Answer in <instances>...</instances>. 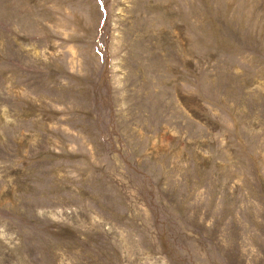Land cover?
<instances>
[{
    "label": "rangeland",
    "instance_id": "obj_1",
    "mask_svg": "<svg viewBox=\"0 0 264 264\" xmlns=\"http://www.w3.org/2000/svg\"><path fill=\"white\" fill-rule=\"evenodd\" d=\"M0 264H264V0H0Z\"/></svg>",
    "mask_w": 264,
    "mask_h": 264
}]
</instances>
